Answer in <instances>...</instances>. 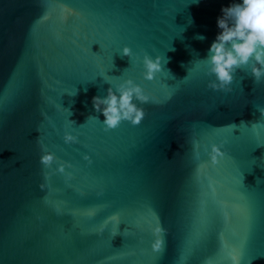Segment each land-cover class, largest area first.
Listing matches in <instances>:
<instances>
[{
    "label": "water",
    "instance_id": "95a60500",
    "mask_svg": "<svg viewBox=\"0 0 264 264\" xmlns=\"http://www.w3.org/2000/svg\"><path fill=\"white\" fill-rule=\"evenodd\" d=\"M233 2L0 0V264H264V83L198 65ZM128 78L145 117L105 131L92 99Z\"/></svg>",
    "mask_w": 264,
    "mask_h": 264
},
{
    "label": "clouds",
    "instance_id": "9594fccd",
    "mask_svg": "<svg viewBox=\"0 0 264 264\" xmlns=\"http://www.w3.org/2000/svg\"><path fill=\"white\" fill-rule=\"evenodd\" d=\"M221 12L222 16L217 18L220 32L212 42L207 57L198 63L205 70V75L214 77L208 82V88L230 92V85L238 70L250 71L255 85L264 83V0H240L222 7ZM197 39L203 40L205 37L197 36ZM121 55L129 57L133 62H138L142 55L143 76L146 80L155 79L156 74L162 71L159 56L153 59L147 54H134L127 46L122 49ZM150 99L133 79L128 78L114 87H109L106 96H94L92 103L96 112H102L104 130L108 131L119 127L124 121L133 126L139 125L145 117V111L139 105L150 102ZM72 123L74 124V121ZM63 140L66 144H74L77 142V137L65 131ZM37 143L42 153L41 165L44 169H51L56 163L55 156L47 150L42 140L38 139ZM193 144L195 145V141ZM222 146L212 144L210 151L205 149L212 163L218 162L217 157H223ZM84 159L91 163L88 156ZM66 167L71 165L60 163L55 171L65 174ZM198 167L203 168L204 165L200 164ZM51 175H53L52 171L43 172L45 181ZM66 179H71L70 174L66 175ZM40 187L44 188L45 184H41ZM103 230L104 228L101 227L100 231ZM162 231L164 229L159 226L154 229V234L157 236L152 243L154 251L162 249L164 242L159 238Z\"/></svg>",
    "mask_w": 264,
    "mask_h": 264
}]
</instances>
